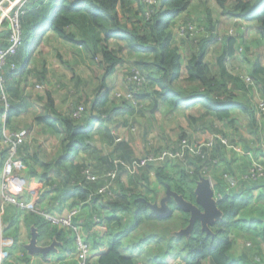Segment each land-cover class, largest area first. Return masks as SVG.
Returning <instances> with one entry per match:
<instances>
[{
  "label": "trees",
  "instance_id": "obj_1",
  "mask_svg": "<svg viewBox=\"0 0 264 264\" xmlns=\"http://www.w3.org/2000/svg\"><path fill=\"white\" fill-rule=\"evenodd\" d=\"M121 1L123 0L28 1L24 7V13L20 18L23 43L18 48L16 55L10 58L11 61L15 62L16 66L14 69L6 67L0 70L4 76V92L10 104L6 119L2 122L1 115L4 102L1 98L2 93L0 89V144L3 141V126L6 128L11 127V119L27 109V106L24 104L23 88L28 84L31 76L36 71L32 67V64L36 61L34 52L40 46L44 35L52 32L63 41L81 45L82 43L75 39V33L69 31V29L72 27L70 15L82 10L91 14L92 20L96 24H100L102 21L105 24L109 23V20L113 21L116 25V30L108 33L102 39L94 41L93 50H98L101 53L103 61L101 65L104 71L103 79L99 86L101 91L95 99L86 104L80 103L75 105L64 115H56L53 99L48 94L49 108L53 115L44 114L36 118V123L60 138L62 155L55 162L44 165L46 169H50L51 166L60 167L58 165L64 163V161L73 160L79 156L81 151H84L81 155L85 156V151L91 149L94 143L93 135L91 134L94 123H101L100 126L105 123L113 124V113L116 111L125 112L126 117L132 116L136 113L135 111L143 99H147L148 97H150L152 105L156 104L157 106L159 103L156 102L161 100L162 103L168 104L166 109L169 108V110L175 111L180 106L184 107L185 111H189L186 118L198 130H201L202 126H206L209 127L211 132L215 133L218 130L215 123H225L236 117L232 115L230 107L224 104V100L236 98L234 87L229 88L227 82L228 80H233L235 85L239 81L243 82L244 79H241V75L235 78L230 74L227 75L225 60L233 56L238 38L235 36L227 37L226 35L223 37L222 41L224 45L222 53L218 57V65L214 69L209 63L203 61L211 41L214 40L213 33H211L212 30L209 28L199 38L197 36L191 37L190 41L196 47V52H192L190 58L183 66L180 60L181 55L168 51L170 38L168 31L171 26L177 23L178 19L176 18L189 9L192 0H155L154 4L148 6L142 0H138V5L129 6L130 4H127L126 8H128L131 14L124 21L120 20L117 14V7ZM212 1L218 4L224 12L232 14L233 18H241L259 25L261 28L257 29L260 31L264 41V0ZM108 15H110V18L107 17ZM127 20L134 24L131 29L126 25ZM177 29L178 27H176ZM112 37H115L121 43L126 42L133 50L153 54L151 62L152 73L148 76L141 74L144 81L140 86L131 85L129 87V96L124 94L118 97L116 93L106 89L105 81L107 76L111 75L115 68L123 62L121 50L119 48L116 49L109 43ZM2 38L6 40H2ZM7 38V30H0V47L8 45ZM142 63L144 64L145 62ZM41 69L46 71L45 66H41ZM181 82H187L192 87L204 86L205 89L202 91L199 89L184 90L180 88ZM149 88L152 89L151 93L148 92ZM248 92L251 96H254V99L257 98V101L253 105V101L245 102L242 100L240 104L243 111H246L247 118H250L252 124H254L257 118L256 113L259 110L258 104L264 100V90L261 95H258L256 87L248 85ZM79 106L83 107V111L77 119L73 117V113ZM259 118L264 119V113ZM82 119L89 120L87 126L80 123ZM102 129V127L99 130L97 129V132H100L105 143L113 148L112 152L108 154L109 157H103L104 163H107V166L103 169L105 171L100 172L101 169L97 170L93 168L94 165L88 163L89 161H84L82 164L79 163L78 166L71 162L64 167L65 171L62 172L61 168H59L61 175L64 174L63 179L60 182L54 180L51 184L57 183L59 187L64 186L63 188H66L71 182H75L74 188L78 191L77 195L79 199L93 203L102 198L94 194V192L103 184V179L89 180L83 173L85 168L90 167L94 173L103 174L114 167L115 160L125 163L138 160L134 157H126L128 155L125 156V153L121 152L124 146H128L126 145L127 143L122 140L117 141L115 135H107ZM9 130L16 131L12 128H9ZM185 137L183 135L180 139H184ZM194 139L195 141L198 140L197 138ZM202 149L204 157L195 159L194 161L189 159L186 162H178L166 159L161 162L149 163L138 170L140 172L143 170L152 171L156 181L155 187L159 185L166 188L168 184L172 190L182 194L189 200H194L195 195L193 190L199 176L211 178L214 183L215 193L222 195L218 205L223 212V216L210 226L212 233L208 234L202 230L200 223L197 221L189 237H177L170 234L167 237L168 244L165 250L161 244H157L155 250H148V243L151 241L158 242L155 237L158 238L161 235L159 233L150 232L143 236V238L135 241L133 246L138 248L139 252L146 247L147 259L151 264H170L171 262L164 255L167 251H170V260L181 256L186 261V264H263V259L262 261L260 257L258 259L259 253L257 252L259 250L256 248V245L258 239L259 242L264 243V219L260 216L247 218L246 216L248 215L242 214V212L248 210L249 200L229 193L227 187L230 180L228 181L223 177L224 172H226L228 178L235 177L241 182L239 176L245 170L235 171V169H232L233 166H230V162H227L223 167L226 169H223L224 172L218 179L214 175V170L218 165L223 164L224 158L221 155L224 151H227L226 145L216 140L210 146L203 147ZM92 151L93 153L90 154V157L94 159L97 157V152H95L97 150L93 149ZM0 154L5 156L4 151ZM87 154L89 153L87 152L86 156ZM30 159L34 162L38 161L36 155L30 156ZM176 164L180 165V167ZM189 165H193L194 169L189 171L187 169ZM175 168L177 169L175 170ZM30 172L33 174V171ZM72 172L75 175L78 174V176H74L72 179V175L68 176ZM143 177L144 181H147V175L144 174ZM57 184L55 185L57 186ZM221 184L224 185V189H222ZM242 184L240 183L241 186H243ZM257 184L264 188V179L255 183L251 182L248 184V187L257 186ZM56 186L53 188H58ZM121 188V190L117 191L116 188L114 189V191L118 192L116 193L118 195L113 200H101L103 207L107 206L112 210V213L104 217V222L106 223L104 238L107 239V245L106 249L98 256L97 264H137V259L133 256L124 255L121 252L123 245L126 247L130 245V242H126L125 239H128L129 233L136 230L143 222L162 219L147 205V201L150 199L154 200L155 197H149L148 193L144 192H141V195L138 193L134 197H131V193H128L129 191L124 189L125 186ZM49 190L46 192H50ZM169 204L171 207L175 206L180 213L184 214L181 223L185 226L187 224L188 213L178 208L173 201ZM118 211L133 213L132 221L129 224H124L122 218L117 215ZM240 213L241 218L239 217ZM23 221L28 226L33 225L36 227L39 243L47 244L55 238L56 241L67 244L74 238V233L71 232L70 228L61 224L51 223L37 212L25 211L23 213ZM234 234L249 236L256 243L255 245L250 244L247 246L241 244V242L239 243V241L233 238ZM161 236L162 238L164 237V235ZM174 242H176V245ZM21 250L26 253L23 247H21ZM249 252H252L250 258ZM62 260L59 259L58 261ZM4 264L15 263L5 261ZM88 264H93L90 262V259Z\"/></svg>",
  "mask_w": 264,
  "mask_h": 264
},
{
  "label": "rangeland",
  "instance_id": "obj_2",
  "mask_svg": "<svg viewBox=\"0 0 264 264\" xmlns=\"http://www.w3.org/2000/svg\"><path fill=\"white\" fill-rule=\"evenodd\" d=\"M137 1L138 0H123L120 2L117 7V14L120 20L124 21L126 17L131 14L128 11V8H126L128 6L127 4H130L129 6L138 5ZM107 17L110 18V15H108ZM70 18L72 21L71 29L76 36L75 39L85 45L83 46L85 49L83 48L84 50L79 52L73 47H68L67 49L61 47L60 52L58 51L57 53H55V56H53L47 54L44 51L42 53V51L37 48L34 52L36 61H34L32 67L36 69V71L40 74L35 71L34 75L31 76V80L23 88V96L25 99L24 104L27 106V109L24 112L20 113V115L13 117L11 119V127L6 128L8 130L9 128H12L13 130H16L18 132L25 131V142L20 147L19 154L24 157L23 160L25 162V168L27 167L29 169L28 172L33 171L35 174H33L32 176L39 178L41 182L45 178L43 176L42 169V165H44L43 163L47 164L50 161L53 163L55 159L60 157L62 154V145L60 142V138H58L57 135L50 133L47 129L36 123V118L43 116L44 114L53 115L49 108L50 104L47 99L48 94H50L51 99H53L56 115H64L65 113L63 109L68 110L69 107L72 108L80 103L86 104L96 98V96L101 91L99 89V86L101 80L103 79L104 71L101 65L103 63L101 53L98 52V50H93L94 41L100 40L108 33L114 32L116 30V25L113 21L109 20V23L107 22L106 24L102 21L100 24H96L93 22L91 14L86 12L72 13L70 15ZM176 19H178L177 23L171 26L170 30L168 31L170 34L168 51L179 53L181 55L180 60L183 63V66L190 58L192 52H196V47L193 46V43H191L190 41V38L192 36H197L199 38L203 36V33L207 32L209 28L212 30L211 33H213L214 40L211 41L209 47L211 49L208 54L205 55L203 61L209 63L214 69H216V66L218 65L217 59L222 53L220 50L224 45L222 41L223 37L225 35L227 37L235 36L238 38V41L236 42L237 45L235 46V57H237V61L236 66H234L235 70L233 71V74L235 77L241 75V79H244L245 83L250 86L254 85L256 87L258 95H261L263 93L264 49L262 47L259 48V46L262 45L259 36L256 34L254 38L252 33L248 31L250 27V21H246L241 18H233L232 14L224 12L222 8L212 0H192L189 9ZM126 22V25L127 27H129V29L134 26V24L128 20ZM184 24L191 25L189 27L191 33H186L185 36H180L177 32L178 29L176 30V27L179 28ZM251 25H253L254 32L258 31L257 28H261L255 23ZM5 26L6 24L2 26L1 30H3ZM194 26L196 27V30H194ZM3 39L4 38H2V40ZM109 43L116 49L119 48L121 50L123 62L115 68L111 75L107 76L105 81L106 89H109L114 93L125 94L126 92H129V87L132 85L130 78L133 72H138L139 74H142L144 76H148L150 75V73H152L151 62L153 59V54L142 53L139 50H133L126 42L121 43L119 40L115 39V37H112L109 40ZM56 49H58V47H56ZM64 50H67V53H64ZM254 50L256 51L255 55L253 56ZM245 55H249L250 57H252V60L253 58H257L253 62H251V59H248ZM234 59L231 58L229 60L227 58L225 61H227V63L229 64ZM260 61H263V65L260 64ZM142 62H145L146 64H143ZM41 66H45L46 71L42 70ZM180 86V88L184 90L199 89L200 91H202L205 89L204 86L192 87V85H189L187 82H181ZM148 92L151 93L152 89L149 88ZM158 101L156 103L159 104L155 106L154 104H151L150 97H148L147 99L145 98L138 105V108L135 111L136 113L134 115L124 118L121 117L117 119L116 122L115 120H113V124H105L107 135L113 134L115 135L117 141L122 140L127 143L126 145L128 146H124L121 150L122 153H125V156L128 155L126 157L144 159L146 161V164L152 163L149 160L150 158L155 159L151 161L161 162L162 160H157L156 156L163 153L166 154L167 158H172L175 151H178L185 146H183L182 142H180V137H182L183 135H185L187 139H190L192 141H195L194 138H197L198 140H196V146H201V148L210 146L207 144H213L214 141L219 140L223 144H225L226 147L228 146L227 152L224 151V153H222L221 155L223 156L225 162L223 161V164H221L220 166L218 165L214 170L215 177L219 179L221 174L224 172L223 169H226L223 168L224 164L227 162H231V160L233 159V156L230 155V153L233 152L229 148V145L238 143L234 141L233 136H236L241 143L244 142L246 144L249 143L248 140L251 139L252 141H255L257 143L255 144V148L257 145L261 144V150L264 151V141L261 140L262 137L264 138V119H262L261 121L259 118L255 119L254 124H252V132H250L249 129L247 130V126L251 125L248 122L249 118L241 117L240 120L237 119V125L235 124L234 126L238 133H233L231 132L232 130L229 131L230 134L221 133L219 131L213 133L210 131L209 127L206 126H202L201 130H198V128L195 129L196 126H194L186 118L189 111H185L186 109L184 107L180 106L175 111L171 109L169 110V108L166 109L168 107V104L162 103L161 100ZM82 121L83 119L80 121L81 124H83ZM217 124L219 125V123H216L215 125L221 130V125L218 126ZM98 125L99 124H96V127ZM92 126L94 127L95 125L93 124ZM92 129L91 133H93ZM246 130L247 132H245ZM187 144L189 143L186 142V145ZM242 146H240L242 150L246 151ZM186 147L184 149H186L188 152L189 149H193L190 145ZM112 149V147L106 144V146L101 150L99 148H96L97 151L95 152H97L98 156H104V152L109 154L112 152ZM3 151L5 152V156L0 154L1 178V170L6 163V160L8 159V148L4 144H1L0 153H3ZM108 154H106L105 156L109 157ZM33 155H36L38 157L37 162H34L30 159V156ZM167 158H165V160ZM172 160L178 162L187 161H182L179 159ZM84 161H88L87 158L84 155H80L77 162H73V164L78 166L79 163L82 164L84 163ZM178 166L180 167V165ZM193 167V165H189L187 169L191 171L192 169H194ZM176 169L177 168H175V170ZM232 169L234 170L235 167H232ZM50 171L52 172H50V174H52L53 176L57 175L56 166H52ZM139 172V170L134 174L124 172V174L122 175H119L118 173V175L115 177L113 185L115 186V188L126 186V177L130 175L135 177L139 174ZM147 174L148 176L145 188L139 190L138 185H136V180L131 179L133 185L132 187H130L131 190L128 193H131V197H134V195L138 193H140L141 195V192L149 193L148 190L150 191L153 187L154 189L157 188V190L158 188H160V192H157L158 196L160 195L159 197H157V201H159V199H161L165 195V188L159 185L157 187L154 186L156 181L152 171H148ZM209 179L213 186V181L211 180V178ZM121 189L122 188H117V190ZM239 193V191L236 192L237 195H239ZM240 196H242V194H240ZM246 198L249 200L247 207L248 210L242 212V214L244 213V215H248L246 216L247 218H251L252 216L254 218L256 216H260L258 206L261 207V204L263 203L261 202L262 199L258 197L255 200L252 199L250 202V197ZM149 202H152V200L150 199ZM111 211L112 210L107 206L101 207L99 210H96L102 222H104V217L106 215H110L112 213ZM4 212L5 214L8 212V209L6 207H4L1 214L2 217ZM132 214L133 213L129 211H120L118 213V215L122 218L124 224H129L131 222ZM182 216L184 217V214L180 213L179 210L174 206L172 207V213L170 214V216L162 218L163 220L158 219L143 222L136 230L132 231L133 233L130 232L129 235H131L132 238L137 237L135 241L139 240L143 236L140 235L142 232H146L145 235L150 232L164 235L165 238H162L161 235H159L158 238L155 237V239L158 240V242L155 244H161V246H164L165 250L166 245L168 244L167 237L184 226L181 223ZM239 217L241 218V213L239 214ZM233 238L239 241V243L241 242V244H244L246 246L250 244L255 245L256 243L253 242L249 238V236L234 234ZM125 241L131 242L132 240L129 237L128 239H125ZM174 243L176 245V242ZM256 248L259 250V252H257L259 253L258 259L259 257L261 261L263 259L262 263L264 264V244L263 242H259V239L257 240ZM155 249L156 248H154V250ZM147 255L148 254L145 247L139 254V260L149 262L147 259ZM164 255L166 256V259H168V261L173 264L174 261L170 260V251H167Z\"/></svg>",
  "mask_w": 264,
  "mask_h": 264
},
{
  "label": "crops",
  "instance_id": "obj_3",
  "mask_svg": "<svg viewBox=\"0 0 264 264\" xmlns=\"http://www.w3.org/2000/svg\"><path fill=\"white\" fill-rule=\"evenodd\" d=\"M82 12H85V11L82 10V11L74 12V13H82ZM251 24H254V23L249 22L250 27H249L248 31L250 33H252L254 38H255L256 34L259 36V39L262 42L261 43L262 45L259 46V48L262 47L264 49V41L262 39L260 31L254 32L253 31V25H251ZM69 31L72 32V29H69ZM4 40H6V39H4ZM56 47H58V49H56ZM61 47H64L66 49L68 47H73L74 49L78 50L79 52L83 51L85 49L82 44L77 46L76 44H73L71 42L63 41V40L57 38L52 32H48L44 35V37L41 41V44L38 48L40 51H42V53L44 51L47 54L55 56V53H57L58 51L60 52ZM254 47H256V46H254ZM210 49L211 48L207 49L206 54H208ZM220 51H222V49ZM255 51L256 50H254L253 56L255 55ZM63 52L67 53V50H64ZM235 56H236V52L234 51L233 56L228 57V59L229 60L231 58L232 59L235 58V59L229 64L227 63V61H225V70L227 72V75L230 74L234 78H235V76L233 74V71L235 70L234 66H236V61H237V57H235ZM245 56H247L248 59L252 58L249 55H245ZM256 58H253V60L251 59V62H253ZM262 63H263V61H260L261 65H263ZM227 84H228L229 88L234 87V92H235L236 98L224 100L225 101L224 104H227L230 107V109H231L230 111H231L232 115H235L236 117L233 120H230V121L225 122V123L220 122L219 125H221V128H222L221 130L217 126L216 127L218 129L217 131H219L221 133H229V131H231V130H232L231 132H233V133H235V132L238 133V131H236V129L234 128L235 124L237 123V119L240 120L241 117L247 118L246 111H243L240 102L242 100L245 102L253 101L252 103L254 105V102L257 101L256 100L257 98L254 99V96H251V94L249 92L247 93L248 84L245 83L244 81L243 82L239 81V82L235 83V85H234L233 80H228ZM70 108L71 107H69L68 110L63 109L64 113L68 112ZM24 111H22V112H24ZM113 114H114L113 117L115 118L113 120H115V122L117 121V119L125 116V112H121V111H116ZM262 118H259L260 121L262 120ZM85 122H87V123H85ZM248 122L251 125L247 126L248 127L247 130L249 129V131L252 132L251 131L252 130V121L250 118L248 119ZM82 123H83L82 125L86 124V126H87L89 123V120H83ZM96 124H99V125L96 127ZM105 124H107V123H105ZM105 124H102V126H100L101 125L100 123H98V122L94 123L95 126L93 127V133H91L93 135L94 143H93L91 149H88L89 151L88 150L85 151V156H86L87 152L89 153L86 156L87 160L89 161L88 163H92L94 165L93 168H95L97 170L101 169L100 172L105 171L103 169L107 166V163L106 164L104 163L103 157H106L105 155L108 153L104 152L103 153L104 156H101V155L98 156L97 155V157H95L94 159H92L90 157V154L92 153L91 151L93 149L96 150V148H99L101 150L102 148H104L106 146V143L103 140L101 133L97 132V129L99 130L101 127L103 128L102 130L104 132H107ZM247 130L245 132H247ZM251 134H254V133H251ZM233 138H234L235 142H238L240 144L239 145L238 143H236L239 146H242V143H243L242 147L246 151L250 152L251 157H253V159H259V160L264 161V151L261 150L262 149L260 146L261 144L257 145L255 148V144H257V143L255 141H252L251 139H249L248 140L249 143L246 144L244 142L241 143L236 136H233ZM261 140L264 141V138L262 137ZM83 152L84 151H81L79 156L81 154H83ZM230 155L233 156L232 157L233 159L230 162V166L232 165L233 167H235V171H240V170L246 171L249 169L250 164H251L250 157H247V156L246 157H243V156L238 157V155H236L235 153H230ZM79 156L75 157L73 160L64 161V163H61L60 165H58L60 167H57V175L56 176H53L52 174H50L51 168L46 169L44 167V165H47V164L43 163L44 165H42V169H43V176L45 177L42 181L43 183L41 182V180L39 178L32 176L35 173L33 172V174H31L30 171L28 172L29 169L27 167H26V170L23 172V175L26 177L27 181L29 182L28 184L32 188H36L38 186V183L36 181H38L39 184H41L44 188V191L42 192V194L45 192L44 195L41 194L40 199L36 202V207L40 211L56 216V215L65 214L69 210H71L75 207L80 208L78 215L76 217H74V219H73V223L75 225L79 226L80 234L83 236L84 240L88 241L90 244V247H91L90 262L93 264H97L98 256L106 249V245H107V243H106L107 239L104 238V234L106 232V223L102 222V220L100 219L101 223L96 224V223H94V219H93L96 216L99 217L96 210H99L101 207H103V202L101 201V198L98 199L96 202H93V203H91L89 201H81L77 195L78 191L75 190V188H74L75 182H71L70 185L66 186V188H63L64 186L59 187L57 183L51 184L54 180L56 182L57 181L60 182L61 179H63L64 174L61 175L59 168H61L60 170L62 172L65 171L64 167L69 165L70 164L69 162H75V161L77 162V160L79 159ZM49 163L51 164L52 162L50 161ZM147 173H148V170H143V171L139 172V174L136 175L135 177L127 176L126 177L127 179L125 178L126 179L125 183L127 181V184H126L124 189L128 190V191L131 190L130 187H132V185H133V182L131 181V179L136 180V185H138L139 190H141L142 188L144 189L145 185H146V182H145L146 180L144 181L143 175L146 174L148 176ZM122 174H124V173H122ZM70 175H72V179L74 178V176H78V174L75 175L74 172H72L71 174L69 173L68 176L70 177ZM142 181H144L145 183ZM258 181H250V182L241 181V182H239L238 188L234 189L232 192H229V193H231L232 195H237L236 192L239 191L240 192L239 196H240V194H242L241 197H243V198L250 197V202L252 199L255 200L258 197L261 198L262 199L261 202H263V203L261 204V207L258 206V208H259L258 211L260 213V216L264 219V188L258 186L259 184H257V186L248 187L249 183H251V182L255 183ZM240 183L241 184L243 183L242 184L243 186H241ZM55 184H57V186ZM54 186H56L58 188L54 189L53 188ZM223 186L224 185L221 184L222 189H224ZM117 188H119V187H117ZM117 188H116V191H117ZM213 188H214V186H213ZM47 190H49L50 192H46ZM151 190H154V189L152 188ZM151 190L150 191L148 190L149 193L147 195L149 197H155V199L152 200V202L157 201V197L160 196V195L158 196L157 192L158 193L160 192V188H158V190L156 188V191L155 190L151 191ZM214 192H215V190H214ZM116 193H118V192H116ZM23 198L26 200H29L31 198V195L25 193ZM258 204H260V203H258ZM6 208L8 209V212L6 214L4 212L3 217L1 216V219H0V234L2 235V249H3V252L5 253V254H3L2 258L0 259V264H4L5 261H10V262H13L15 264H50V262H52V261L56 262L59 259L65 260V264H76V261H74L71 258L73 256V254L75 252V248H76L75 243H74V238L72 241L68 242L67 244H63V242H61V241H56L57 251L49 252L46 255V257H43L41 254L30 255L27 253V251H26V253H24L21 250V247L24 248V245L29 242V240L31 238V227H35V226H33V225L28 226V224L23 221V213L25 211L20 210L18 207L14 206V205H7ZM251 211H252V209H251ZM119 212L120 211L117 212V215ZM132 219H133V217H132ZM70 230H71V232H73L72 228ZM241 233L243 234V232H241ZM140 235L144 236L145 233L142 232ZM129 237L131 238L132 241L129 243L130 244L129 246L127 245V247L125 245H123V247L121 248L122 254L127 255V256H133L135 259H137V262L143 261V260H139V258H140L139 257V254H140L139 249L133 246V243L135 242V239L137 237L132 238L131 235H129ZM53 239L55 240V238H53ZM53 239H52V241H53ZM52 241L48 242L47 244H42V243L38 242V244L48 245ZM156 245L157 244H155L154 241H151L150 243H148V246H147L148 250L149 249L154 250V248L157 247ZM146 250H147V248H146ZM248 254H249V258H250V255H252V252H249ZM247 259H248V256H247ZM173 261H174L173 264H186V261L183 260V258H181V256H177ZM170 264H172V263H170Z\"/></svg>",
  "mask_w": 264,
  "mask_h": 264
},
{
  "label": "built area",
  "instance_id": "obj_4",
  "mask_svg": "<svg viewBox=\"0 0 264 264\" xmlns=\"http://www.w3.org/2000/svg\"><path fill=\"white\" fill-rule=\"evenodd\" d=\"M29 0H0V30L4 24L6 26L4 29L7 30L8 35V45L6 47H0V70L6 67H10V69H14L16 64L14 61H11L10 58L16 55L18 48L23 43L22 37V26H21V15L24 13V7L28 3ZM147 6L155 3V0H142ZM190 24L183 25L178 28V34L180 36H185V34H190L191 30H189ZM193 26V25H192ZM195 27V26H194ZM196 30V27L194 28ZM193 37V36H192ZM131 83L135 86H140L144 81L141 74L138 72H133L131 75ZM0 89L2 93V100L4 102L2 107V121L4 122L6 116L9 111L10 104L7 101V96L5 95L4 90V76L0 72ZM129 96V92L125 93ZM118 97L123 96L124 94L116 93ZM258 112L256 113L257 118L264 113V100L260 101L258 104ZM83 111V107L79 106L76 111L73 113V117L79 118L81 112ZM26 138L25 131H10L3 126V141L1 144H4L8 148V159L2 168V178L0 177V219L1 214L3 212L4 207L7 205H14L18 207L22 211H34L44 216V218L51 223L61 224L65 227L72 228L74 233V243H75V252L71 257L76 261V264H88L90 259L91 247L88 241L84 240L83 236L80 234L79 226L75 225L72 220L79 213V207H75L69 210L67 213L62 215H51L49 213H44L40 211L36 207V202L40 199L44 188L41 184H39L36 188H32L28 183L26 177L23 175V172L26 170L25 162L23 160L22 155L19 154V149L24 144ZM184 148L188 145L192 146L193 149H189V152L181 148L178 151H175L172 158H167L166 154L163 153L161 155L156 156L157 160H165L167 159H179L182 161H189V159L195 160L204 157L203 149L201 146H196V141H192L187 139H181ZM186 142L189 143L186 145ZM0 144V145H1ZM204 145V144H203ZM207 145H211L207 144ZM228 147V146H227ZM187 148V147H186ZM229 148L233 153L238 155V157H250L251 164L248 170L244 171L240 174L239 178L241 181L250 182V181H258L264 179V161L259 159H253L251 157L250 152L243 151L238 144L229 145ZM150 162H155L149 159ZM191 160V161H192ZM114 167L106 171L103 174L94 173L90 167H87L83 170L84 175L89 180H97L103 179V184L94 192V194L101 196L102 199L113 200L117 194L114 191L115 186L113 185L115 181V177L124 172L129 174H134L138 171L139 168L144 167L146 161L144 159L134 160L130 163H125L119 160L114 161ZM223 177L226 180H230L228 182L227 191L232 192L234 189H237L239 186V180L235 177L228 178L226 173L223 174ZM30 194L31 198L26 200L23 198L24 194ZM228 194V193H227ZM91 197V196H90ZM214 197L217 201L222 198L221 194H216L214 192ZM90 200V198H88ZM94 223L99 224L100 218L98 216L94 217ZM3 252L2 249V235L0 234V259L2 258ZM65 264V260L62 261H52L50 264ZM137 264H151L145 261H138Z\"/></svg>",
  "mask_w": 264,
  "mask_h": 264
},
{
  "label": "water",
  "instance_id": "obj_5",
  "mask_svg": "<svg viewBox=\"0 0 264 264\" xmlns=\"http://www.w3.org/2000/svg\"><path fill=\"white\" fill-rule=\"evenodd\" d=\"M156 106V104H155ZM194 200L186 199L182 194L172 190L167 184L165 195L160 201H147V205L160 217L164 218L172 213L170 202L173 201L178 208L189 214L188 224L173 232L174 236L189 237L192 233L195 223L198 221L202 230L211 234L210 226L223 216L218 202L214 197V188L208 177L199 176L194 187ZM38 231L36 227H31V238L24 245L27 253L30 255L41 254L43 257L51 251H57L56 240L48 245L38 244Z\"/></svg>",
  "mask_w": 264,
  "mask_h": 264
},
{
  "label": "flooded vegetation",
  "instance_id": "obj_6",
  "mask_svg": "<svg viewBox=\"0 0 264 264\" xmlns=\"http://www.w3.org/2000/svg\"><path fill=\"white\" fill-rule=\"evenodd\" d=\"M159 201H160V199H159ZM159 201H158V202H159ZM188 220H189V214H188V216H187V224H188ZM187 224H186V225H187ZM186 225H185V226H186ZM185 226H183V227H185Z\"/></svg>",
  "mask_w": 264,
  "mask_h": 264
},
{
  "label": "clouds",
  "instance_id": "obj_7",
  "mask_svg": "<svg viewBox=\"0 0 264 264\" xmlns=\"http://www.w3.org/2000/svg\"><path fill=\"white\" fill-rule=\"evenodd\" d=\"M1 120H2V115H1Z\"/></svg>",
  "mask_w": 264,
  "mask_h": 264
}]
</instances>
